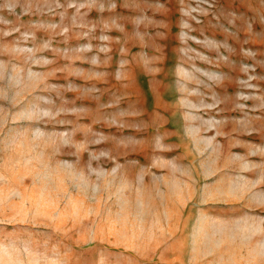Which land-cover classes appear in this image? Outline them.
<instances>
[{
    "label": "rangeland",
    "instance_id": "obj_1",
    "mask_svg": "<svg viewBox=\"0 0 264 264\" xmlns=\"http://www.w3.org/2000/svg\"><path fill=\"white\" fill-rule=\"evenodd\" d=\"M0 264H264V0H0Z\"/></svg>",
    "mask_w": 264,
    "mask_h": 264
},
{
    "label": "crops",
    "instance_id": "obj_2",
    "mask_svg": "<svg viewBox=\"0 0 264 264\" xmlns=\"http://www.w3.org/2000/svg\"><path fill=\"white\" fill-rule=\"evenodd\" d=\"M259 225H260V226L263 225V222L260 221V222H259ZM255 239H258V236H254V237L252 238V241H254Z\"/></svg>",
    "mask_w": 264,
    "mask_h": 264
}]
</instances>
